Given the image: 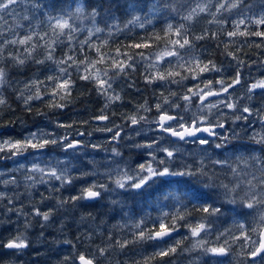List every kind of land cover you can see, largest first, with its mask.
Masks as SVG:
<instances>
[{"label": "snow or ice", "instance_id": "1", "mask_svg": "<svg viewBox=\"0 0 264 264\" xmlns=\"http://www.w3.org/2000/svg\"><path fill=\"white\" fill-rule=\"evenodd\" d=\"M24 2L25 0H19V3ZM17 3L18 0H0V21L4 19V13L14 12L12 6ZM259 7L260 12L257 15L253 12L254 6L247 4L246 0H125L124 9L131 17L126 21V24L131 26L128 28V31H131L134 27L145 28L146 23L151 24L152 19L162 12L178 15L183 12L181 18L186 23L179 25L167 23L160 32L143 38L141 42L133 43L130 46H123L136 50H149L147 53L145 51L125 53L120 48H117L115 50L116 55L112 56L103 50L107 46V40L103 42V45H98L91 41L93 36L104 32L105 29H108L109 35L112 34V28H115L117 32L121 31L118 23H109V21L119 19L114 13L105 17V27L101 28L97 25V18L102 16L103 11L96 7L93 0H31L32 16L25 15L23 19L32 20L38 16L43 17V19H37L33 27L29 28L27 34L24 35H17L12 29H9V31H13V36L15 37L12 39L5 38L3 31L0 30V106L7 104V100L3 95V86L8 83V71L3 66L7 59L4 53L9 45H18L24 48L23 58L21 55L8 54L14 65L23 66L27 59L34 60V63L38 66H46L48 62H52L58 67L59 73L62 74L49 75L45 81L33 79L31 84L25 85V90L28 94L25 95V92L21 91L18 99L22 101L27 111L31 112L32 103L36 100H42L43 96L51 97V99L45 102V107L49 109L66 107L67 102L71 100L74 86V81L69 72V67H72L78 73L79 80L93 82L97 87V91L106 97L107 102L100 109V114L93 116L92 119L108 123L103 128L98 127L95 130L110 132L112 133L111 140L119 141L123 139L121 136V125H114V127L108 126L112 123L108 109L117 101L123 99L113 88V82L121 75H128L129 69L134 70L135 64L133 61L139 58L146 65V75L144 76L146 85H157V82H160L165 86L168 95L165 96L164 92H161L159 94V100L161 102L151 105L148 101H145L142 104H138L136 106L137 109L150 112L154 107L157 116L150 121L151 124L157 125L162 133L176 137L178 140L183 141L192 138L194 142L204 146L205 151L207 148L213 147V140L223 141V143H216L214 145L215 149L226 150L231 145L233 149L232 156L224 155L222 152L220 153L222 158L215 159L211 162L219 165L221 169L227 167L234 177L239 176V165L233 167L230 160L235 156L238 161L246 162L243 154L237 155L240 148H244L249 153H253L252 159L261 160L262 163H264V157L254 155L255 149L251 146L232 144V140L238 139V136L235 133L230 136L224 135L223 133L229 130L225 123L221 124L216 119L212 120L210 117L214 109L222 111V108H226L232 110L233 116L239 121H249V117L253 115L257 116L261 121L264 120V108H253L241 105L239 98L220 99L215 102H209V99L221 97L222 95L232 97L236 93L237 88L244 89L249 101H252L257 94L264 95V78L256 79L251 83L243 80L242 68L248 67V65L236 55L235 51L229 50L232 45H238V51H242L245 45L264 49V0H260ZM111 11V5H109L107 12L111 13ZM145 11L147 15L142 16L139 14ZM86 12L87 18L93 24V28L89 30L85 39L78 40L76 33L83 32L84 30L75 21L80 19ZM202 14H207L212 17L208 23H214L218 26L216 32H209L208 29H204L201 34L196 35L187 26L188 22L198 20ZM225 14H235L240 17L231 22L232 30H227L224 27L228 23L224 18ZM45 24L46 29L43 27ZM0 28H2V25H0ZM221 33L228 38H232L229 42L221 41L224 43L226 55L236 61L231 78L225 79L221 77L220 79H208L203 82V87L200 84H196L194 87L186 89L182 95L172 91L170 87L172 84L181 85L190 78L200 79L204 73L219 74L223 71L221 67L217 66L214 60L208 59L205 61L194 54L196 48L195 41L218 40ZM252 37L258 38L260 42L256 43L254 40L250 42L249 38ZM236 38L242 39L237 40ZM73 41H77L80 50H83L88 45L90 50L95 51L96 58L93 59L85 54L83 59H77L76 56L69 54L75 51V48L70 46L68 47V52L65 53L66 59H57V47L65 45L66 42L71 44ZM38 49H43L44 55L42 59L33 56ZM121 57L124 58L121 59ZM173 62L175 67L172 66ZM101 64H107L108 67L113 69V75L109 76L107 68L100 69L97 67V65ZM47 81L53 82V87L51 91H48L45 87V90L42 92L41 88L42 86H46ZM216 85L220 87L217 89ZM128 87H135V84H130ZM177 96L185 102L183 106L169 100V97ZM196 100L199 101V105H195ZM194 105L197 107V112L193 113L187 121L183 115L171 114L172 108L181 109L183 107L184 112L187 113L191 111ZM37 111L40 110L37 109ZM41 115H44L42 111ZM115 115V111L111 112V116ZM120 116L124 117L126 122L133 126L147 119V117L139 116L138 113L135 115L120 113ZM201 117H205L206 119H202ZM74 123H57L56 127L68 129L72 128ZM81 123L87 124L88 121H81ZM0 128H3V126H0ZM134 131L140 132L142 129H134ZM241 131H245V129H241ZM205 134L207 137L213 139H198ZM30 135L31 139L28 141H16L10 144L9 155L13 151L20 153L24 149H27L28 152L30 149L41 151L48 148L51 144L56 143L54 133H47L40 130ZM77 135L82 137L84 133L77 132ZM249 139L253 144L259 145L260 152L264 153V123H261L259 131L254 132ZM62 144L65 155L75 154L82 148L88 147L82 140H76L74 137L70 138L69 136L64 138ZM137 146L150 149L153 147V144L149 143ZM91 147L95 149L100 146L92 144ZM161 154L163 155L164 153L162 152ZM166 154L168 157L174 156V153L171 151H168ZM17 157H23V155L18 154ZM24 158L27 159V157ZM4 159L8 158L5 157ZM16 162L19 164L18 161ZM159 163L162 165L159 168L140 164L139 169L144 174L132 187L138 190L137 195L143 197L151 195V192L145 191V189H152L153 186L158 184L163 185L169 189L164 194L165 198L173 199L180 207L174 213L170 214L165 212L155 219H151L146 214L145 217L141 218L134 225L139 230L135 239L117 241L115 245H112L113 247H118L123 250L131 244L152 241L155 242L158 250L154 251L150 256L144 257L142 260L136 261V264H153V261L157 259L166 261V258L176 254L177 250L181 249L184 238L176 240L174 245H168L166 247L163 245H167L168 240L173 238L174 233H178L180 227H186L190 237L196 239L192 243L191 248L181 250L187 252L198 251L199 253L198 257L191 261V264H264V167L258 170L260 173L259 176L251 174V179H238L231 186L222 181L219 185H216V187L224 189L223 195L226 198V204L238 206L237 208H229L230 212H234L238 217H247L252 215V212L245 211V209L253 210L257 213L258 220H254L253 224L249 225L242 220L233 219L232 228L226 229L217 237V239L220 236L225 237L224 243L222 245L211 246L210 242L206 239L209 231L207 221L210 217L224 215V211L223 205L217 207L214 203H208L207 197L209 194L204 189L211 188L213 185L199 180V177H207L209 175L205 171L206 165L204 164V160L202 159L200 161V167L197 170H193L189 165H184V170L177 171L175 168L169 167L168 162L164 160L159 161ZM32 165L33 167L31 169L26 168L25 165L23 169L28 173H39L40 177L47 176L50 180L59 181L61 187L72 186L75 181L83 179L80 176L73 177L71 175L73 171L71 159L67 161L58 160L57 166L50 167V170L38 166V163H33ZM20 169L18 166L14 171H19ZM58 171L63 175H58ZM243 174L245 176L249 175L247 172ZM3 175L4 173L0 172V176ZM108 175L111 176L113 173H108ZM115 176L114 183L119 188L127 187L125 174L121 173L119 168L115 169ZM66 177L70 178L66 179ZM169 177L172 179L169 180ZM25 179L29 180L30 176L27 175ZM5 181L8 184H16L15 178L4 180L2 183L4 184ZM47 182L48 180L41 179V183ZM201 184H203V187H201ZM173 185H177L178 187L173 189ZM127 194V192L124 193V195ZM70 198L76 202L80 199L99 201L102 199V194L96 190L95 185H91L83 190L82 196L73 195ZM3 200L4 192H0V201ZM113 203L119 204L121 202L113 201ZM188 205H191V211L187 210ZM57 206L60 207L61 205L58 204ZM196 211L202 214L199 222L195 224L186 222L187 218ZM34 213L35 216L42 217L45 221L54 214L51 209L49 211H41L39 207H34ZM149 220H151L152 227H142ZM182 221L186 223L181 224ZM233 228L239 233L238 236L233 234ZM253 234L257 239H253ZM237 241H243L240 244L241 251L239 254V256L244 258L243 260H236V254L232 252V244ZM23 247H25L23 241L16 239L8 240L6 243L0 241V249L7 248L14 250ZM99 251L103 253L105 249L100 248ZM79 260L80 264H93L91 259H87L83 255L79 257ZM109 264H111V261H109Z\"/></svg>", "mask_w": 264, "mask_h": 264}, {"label": "rangeland", "instance_id": "2", "mask_svg": "<svg viewBox=\"0 0 264 264\" xmlns=\"http://www.w3.org/2000/svg\"><path fill=\"white\" fill-rule=\"evenodd\" d=\"M247 3V2H246ZM260 0H255L252 2H249L247 4L253 5V12L255 14H259L260 12V7H259ZM31 0H25L24 3H18L16 5H13L12 8L14 9L15 18L12 28L9 26L8 23L3 19V23L7 27L4 26L2 21V28L0 30L3 31L4 34L8 33H13L15 29L17 28L18 30H23V33L21 35L27 34L29 28L33 27V25L36 23L37 19H43V17H36L32 20H29L30 22H23V17L25 15L31 17L32 13L31 12ZM13 13V12H12ZM252 14V13H249ZM19 19H17V18ZM228 23L224 25V27L227 30H232V21L239 19L240 17L236 16L235 14L233 15H228L225 14L224 17ZM212 17L207 14H202L198 20L194 22H188V23H195V27L201 26L202 20H204L206 23L210 21ZM155 19H152V23L146 25H153ZM80 28H82L84 31L83 32H77L87 35L89 30L93 28V24L86 26L84 23H77L75 22ZM214 24V23H213ZM46 29V24L43 26ZM218 29V26L214 24L213 26ZM255 27V26H253ZM9 29H12L13 31H9ZM206 29V27H204ZM17 30V31H18ZM222 34V33H221ZM15 38V37H12ZM11 38V39H12ZM230 39L224 35L222 39L219 41L220 44H224L223 42H229ZM237 40H241L242 38H236ZM250 42L255 41L256 43H259V39L252 37L249 38ZM235 46V52L239 54L240 56L243 54H247L253 56V60L250 62H247L246 64L248 67L242 68V79L251 83L254 82L256 79H262L264 78V56L257 58L255 54H264V49L261 48H255V47H248L245 45V48L242 51H238V45H233ZM17 48V50H23L22 48ZM202 45L199 44L196 46L194 54L198 57H200L202 60L204 58L202 51H204V47L202 48ZM247 48V49H246ZM254 48V49H253ZM208 49V48H207ZM230 50L233 51L231 48ZM183 52V50H181ZM217 63H222L220 66L217 65L218 67H221L223 71L219 74L217 73H204L202 74L200 79H189L183 82L181 85H177L178 87L175 89V92L178 94L182 95L185 93L186 89L194 87L196 84H200L201 87H203V82L208 80V79H220L221 77H224L225 79H230L232 74H233V67L236 65V61L232 59V57H226L225 59H219ZM173 67H175V64L173 62ZM46 68V69H45ZM35 70V71H34ZM31 75L24 78L17 80L16 82H19V85L22 87H25L26 84H31L33 79H38L41 81H45V77L49 75H58L59 70L58 67L54 64L53 66H48L44 68H36L34 69ZM179 70V69H177ZM45 71V72H44ZM38 72H42L43 76L41 77ZM71 73V78H73V72L69 70ZM35 73V75H34ZM109 76L113 75L108 71ZM62 75V74H60ZM116 80L113 82V88L115 91L117 89L114 87ZM51 82H48L46 86H43L44 88L48 91H51L52 87H49V84ZM182 85H185L186 89H182ZM220 86L216 85V88L218 89ZM42 91V88H41ZM43 92V91H42ZM154 93V92H153ZM151 101H148L149 104L154 105L157 102H161L159 99V95H156ZM167 96V95H166ZM48 97V99H51V97ZM233 98H239V103L241 105H246L250 106L253 108H264V95L262 94H257L255 95L254 99L252 101H249L247 99V96L245 95L244 89L243 88H237L236 93L234 96L230 97L227 95H222L221 97H216V98H210L209 102H215L220 99H233ZM169 100L174 101L175 103H179L182 106L185 104L183 100L177 97L170 98ZM195 100V98H194ZM195 105H199V101H195ZM192 106L190 112H184L183 107L181 109H176L172 108L171 109V114L174 115H183L185 117V120H189L191 115L195 112H197V107ZM90 106V105H89ZM167 107V105H165ZM222 107V106H221ZM64 112H59L56 113L54 116L51 117H46V118H40L38 121L34 122L35 124L30 128L28 127L26 132H22L21 135L19 136L20 138H23L24 134L27 132H32V131H40L43 130L44 132L47 133H54L55 136H62L66 132H71L72 134L69 137H74L75 139L79 138V135H77V132L84 133V135L80 138L85 144L88 145L86 148H82L81 150L77 151L75 154H69L65 155L64 151L58 147L55 146H49L46 151L40 152L39 154L32 155L31 157L25 159L24 157H18L11 163V166L9 168V172L11 175L7 177V180H11L12 178H15L16 184H8L7 187V192L8 196H12L13 200L12 203L10 204L9 201L6 202V206L8 208H22L24 212L30 213L34 217V225L35 227L31 230L32 234L38 235L40 232H44L45 237L51 241L53 238H60L61 237V232L66 233L68 238H71L75 240V236L79 235L80 233H91L92 237H94V242L96 240V237L99 236V241L94 245H100L101 247H105L106 244H102L103 239H106L109 241L112 240V238L118 239L120 238V241L122 240H130L133 239L134 233H138V229L134 227V225L143 217H145L146 214H148L151 219H155L156 217L161 216L163 213H174V211L179 208V204H176V202L171 199V198H165V193L169 190L167 187L163 185H155L153 186L152 189H149L148 191L151 192V195L148 196H134L128 193L127 195L120 196L118 198V201L121 203L115 204L118 207V213L116 211H110L109 217H113L115 221L108 222V225H106L105 229L101 230L99 227H95V229L89 230V225L92 223V219L90 216L87 217V215L79 216L80 221L79 222H73L71 224L70 222L72 221V218L68 217L66 213H61L64 209H60L57 206L56 202V197L60 198H65L69 196H73L78 194V189L82 185L89 184L93 182L94 180L97 179V176H89L86 178H83L82 180H77L72 186H65L61 187L60 182L56 180H48L47 183H38L34 187L30 189L31 195H29V189L26 188L27 184H31V181H27L25 177L29 174L25 169H20L19 171H14V169H17L20 163H23L26 168L30 169L31 165L33 163H38L42 167H56L57 166V161H67L71 159V166L73 168V171L71 175H79L81 171H97L103 170L105 167L111 166L113 168H119L122 166H125V164L129 161H131L133 164H138L142 163L145 160L149 159V157L146 155V153L149 151L148 149H135L129 147L132 144L135 143H147L151 142L152 140H158L161 136L164 137V140L161 141L162 143H169V142H175V146L181 148L182 154H178V165H189L193 170H197L200 167V161L203 159L204 164L206 165L205 171L208 172L207 177H199V180L202 182H207L213 185V187L204 189L209 195L207 199H209L210 203L211 201H214L215 206L220 207L222 206L221 203L224 204L225 210L224 215L222 216H216V217H211L208 219L207 223L209 224V231L206 236V239L210 242L211 246H217V245H222L224 243L225 237L220 236L219 239L217 237L219 234L223 231H225L228 228H232L233 225V219H239L245 222L246 224H253L254 220H258V215L256 212L253 210H247L252 212V215H249L247 217L243 216H236L234 212H230L229 208H237V205H228L226 204L225 200L226 198L224 197V189L216 187V185H219L221 181L225 184H229L230 186L235 183L238 179L242 180H247L251 179V174H255L256 176H259V169L261 167H264V163H262L261 160H254L252 159L253 153H249L246 149L240 148L239 152L237 155L243 154L245 157L246 162L238 161L235 156H233L232 160H230V163L232 164L233 167H238V172H240L239 176L234 177L227 167L221 169L219 165L213 164L211 161L215 159H220L222 158L220 153L223 152L224 155L227 156H232L233 149L231 145L227 147L226 150H220V149H215L214 144L213 147L207 148L206 151L204 149V146L199 145L197 142H194V140H187V143L185 141H174L171 137L167 136L165 133H162L158 130V126L155 124H143L141 123L140 125H135V126H121L122 129H125L126 132L123 133L121 136L123 139L119 141H112V133L107 132V131H96V128H103L105 124L108 122H99L94 120L91 125L87 126V124L81 123L82 120L81 118V113H77L78 111L83 112V110H77L76 112L74 110H69V112L66 111L65 109ZM98 110L96 108V104L91 105L88 107V114H91L92 112ZM221 112L226 114L225 118V123L226 127L229 129L227 133H223L224 135H232L233 133H239L238 139L233 140L232 144L235 145H248L251 146L252 148L255 149L254 155L256 156H261L264 157V153L260 152V146L253 144V142L248 139V137L253 133V131L260 129L261 127V121L257 116H250L249 121H237L235 125H233V122L231 119H228L227 117L233 116L232 110L222 108V111H217L213 110V114L210 117L212 120H215L218 116H220ZM239 114V113H237ZM140 115L146 116L149 120L154 119L157 116V112L155 108L153 107L152 111L150 112H145L142 111ZM7 116L10 117V112L7 113ZM112 123L109 124L108 126H113L114 125H122V123H119L116 119H111ZM73 124L72 128H57L56 124L57 123H64V124ZM238 125V126H237ZM136 130L142 129L140 131V135L136 136L135 133ZM241 129H245V131H241ZM115 130V129H114ZM91 132V135L89 133ZM129 137H132V139H129ZM203 138H208L209 137H203ZM19 139V138H17ZM212 140V139H210ZM217 143L220 142V140H216ZM92 144H97L100 147H97L93 149L91 147ZM117 147L121 150L122 156L116 157L114 156L110 151L105 152L103 150L104 147H108L109 149L111 147ZM108 154L112 155L110 156V160H113V164L111 165L108 162ZM162 155V154H160ZM93 161V163H89V161ZM18 161L19 164L16 162ZM249 173V175L245 176L243 173ZM36 176V179L39 180L40 174H34ZM99 175V172H98ZM211 178V179H210ZM111 186V185H110ZM173 189L177 188V185L172 186ZM201 187H203V184H201ZM19 195V199H15V197ZM113 199H116V197H113ZM85 202L88 201H83V202H78V208H80L82 205L85 204ZM91 203H94L97 205V210H101L103 213V216L106 218V220H109L108 217V209L112 205L109 200H99V201H90ZM34 207H39L41 211H49L50 209L53 210L54 214L52 216L49 226L41 227V217L35 216L34 213ZM66 208H70V206H66ZM93 208V207H92ZM6 214V218L9 221H12V223L6 224L7 227L5 229L0 226V241H3L6 243L11 235L15 234V229L18 224H22L24 221V217L20 216L17 212H11V213H6V209H3ZM1 213L2 214V211ZM73 210V209H72ZM71 210V211H72ZM188 211H191V205H188L187 208ZM115 212V213H113ZM115 214V215H113ZM200 214L199 215H190L187 218L188 223L195 224L199 222L200 220ZM83 217V219H82ZM95 218V217H94ZM226 221L227 223L223 224L222 222ZM184 221L181 222V224L186 223ZM61 225H63V228L61 232H58L57 229H61ZM142 227H152L151 220L147 222L145 226ZM77 231L72 232V231ZM71 231V232H70ZM92 231V232H91ZM233 234L239 235L238 232L233 228L232 229ZM130 234L127 238L125 237L127 234ZM103 234L104 236H102ZM122 235L121 237H118ZM181 238H184V242L181 245V249H187L191 248L192 243L196 238L190 237L189 231L186 227H180L179 228V233L176 235L174 238L169 239L167 242V245L163 246H168V245H174V242L176 240H180ZM253 239H257V237L253 234ZM231 243V241H230ZM243 243V241H237L236 243L232 244V252L235 255L236 260H243L244 258L237 255L238 252L241 251L240 244ZM109 244V243H108ZM116 242L113 244L115 245ZM60 249H67L70 251L71 246L70 245H60ZM181 249L177 250V253L166 258V261H158L157 263L153 264H191V261L195 258L198 257L199 253L196 251L195 254L192 252H187V251H182ZM3 252L7 253L9 251H13V258L16 259L17 264H51V259H46L44 255H41V253L46 252V248L44 246H37L31 248L30 251H25L22 255L20 256H15L14 250H8V249H2ZM158 248L155 246V242L148 241V242H141L138 244H131L128 245L125 250H121L118 247H113L110 249V251L107 253V256L110 257L111 264H134V259L135 257H140L143 255V257L148 256L147 254L153 253L154 251H157ZM123 251L122 255L123 258L122 260H118L117 256H119V252L121 253ZM61 255L65 254L64 252L60 253ZM47 255L51 258L58 259L59 256L56 255V253L49 252ZM99 264H109L108 262H105L103 259L99 262Z\"/></svg>", "mask_w": 264, "mask_h": 264}, {"label": "trees", "instance_id": "3", "mask_svg": "<svg viewBox=\"0 0 264 264\" xmlns=\"http://www.w3.org/2000/svg\"><path fill=\"white\" fill-rule=\"evenodd\" d=\"M93 2L95 3L96 7L98 9H101L103 11V14L101 17L97 18V25L101 28L105 27V17L111 14H115L116 17H118L119 19L116 21H109V23H118L120 25L121 31L117 32V30L115 28L111 29V35H109V31L108 29H105L104 32L102 33H98L96 36L92 37V43L98 44V45H103V42L105 40H107V46H105L103 48V50L105 52L110 53V55L115 56L116 55V49L120 48L122 52L125 53H135L136 51H145L146 53L149 50L146 49H141V50H136V49H131L130 47L125 48L123 46L128 45L130 46L133 43H137V42H141V40L143 38L152 36L153 33L156 32H160L161 29H163L167 23H172L173 25H179L182 23H186L181 16L183 15V12L178 15L175 13H160L157 17H155V21L153 25H146L145 28H139V27H134L132 28L131 31H128V28H130V25L126 24V21L128 19H130V15H128L124 9V4H125V0H93ZM109 5H111V13L107 12V9L109 7ZM31 7V6H30ZM15 12H6L4 13V20L6 21V23L9 24V26L12 28L13 24H15L14 22V18H15ZM32 14V13H30ZM142 16L147 15V12H143V13H139ZM17 18V17H16ZM19 19V18H17ZM30 22L29 20H24L23 22ZM75 22L79 23H84L86 26L92 25V23L90 22V20L87 18V12L81 16L80 19L76 20ZM3 23V20H2ZM2 23L0 22V25H2ZM5 27H7L5 25V23H3ZM195 23H187V26L191 29V31L193 33H195L196 35L201 34L204 31V27H206V29L209 30V32H216L217 28L213 29L214 24L213 23H206L204 20H202L201 22V26L195 27L194 26ZM255 28V27H254ZM1 29V28H0ZM16 28L15 29V33L17 35H21L23 33V30H18ZM5 38L7 39H11L13 36V33H8V34H4ZM76 36L78 37V40H83L85 39L86 35L78 33L76 34ZM222 37H224L223 34L219 35V39H209L206 41H195V45L198 46L199 44L202 45V48L204 49V51H202L203 53V60L207 61L208 59L214 60L216 63L218 62L219 59H225L226 57H228L225 53V49H224V44H220L219 41L222 39ZM74 47L75 51H73L72 53H69L70 55H74L77 57V59H83L84 55L87 54L88 56L92 57L93 59L96 58V53L94 50H90L89 46L86 45L84 47L83 50H80L79 48V44L77 43V41H73L71 42V44L67 43L65 45H61L58 46L56 49V58L57 59H66L65 53L68 52V47ZM17 48H19L18 45L13 46V45H9L8 48L6 49L4 55L5 57H7V59L4 62V67L6 68V70L8 71V83L6 85L3 86V95L5 97V99L7 100V104L10 106L7 108V110L4 111L3 116L0 117V121H4V119L6 118V121L8 120H15L14 124H9L8 126L10 127L11 130V136L14 139H21L19 136L21 135L22 132H26L28 127H32L36 122L38 121L40 118H46V117H51L54 116L56 113L59 112H64V110L66 108V111L69 112V110H74L75 112L77 110H83V112L78 111L77 113H81V118L84 121H88V125H91V123L94 122V119H92L93 116L95 115H99L100 114V109L104 107L106 101V97L101 94L99 91H97V87L96 85L91 82V81H82L78 79V73L75 71L74 68L69 67V70L73 72V78L72 80L74 81V86H73V90H72V97L70 102H67V106L61 109H49L47 107H45V102L48 99V97L43 96L42 100H36L32 103L31 107H32V111L29 112L27 111L25 105L22 103V101L20 99H18V97H20V93L21 91L25 92V95L28 94V92L25 90V87H22L19 85V82H16L17 80L20 79H24L28 76H30L32 72H34L36 68L40 67V68H44V67H48V66H53L54 63L52 62H48V64L46 66H38L34 63V60L32 59H27L25 64L23 66H18V65H14L13 61L11 60V58L8 56L9 53H12L13 55H21L23 58V54H24V48H22L23 50H17ZM201 48V49H202ZM208 48V49H207ZM232 47H230L231 49ZM229 49V50H230ZM233 51L235 50L234 48H232ZM44 52L43 49H38L36 53L33 54L34 57L36 58H43ZM236 55L244 60L246 63L252 61L254 58L252 55H249V57L247 56V54H243V55H239L236 53ZM257 56V58H260L262 56H264V54H255ZM230 57V56H229ZM124 57H121V59H123ZM71 63V62H69ZM133 63L135 64V69H129L128 70V75H121L119 77H117L115 84V88L117 89L116 93L120 94L123 99L121 101H117L115 104H113L109 109H108V113L111 117V119H116L119 123H122L121 126H127L130 125L126 122V119L122 116H120V113H130V114H141V112L143 110H139L137 109V105L138 104H142L145 101H151V99H153L156 95H159L161 92H164L165 96L168 95V92L165 88L164 85H162L160 82H157V85H146V81L144 79V76L146 75L145 72V68L146 65L143 61H140L139 58H136V60L133 61ZM220 63H217V65H219ZM222 65V63L220 64V66ZM65 67H67V65H65ZM98 68L100 69H105L107 68L108 71L113 74L114 70L111 69L110 67H108L107 64H101V65H97ZM235 67V65H234ZM233 67V68H234ZM46 69V68H45ZM34 70V71H33ZM45 72V71H44ZM38 74L42 77L43 73L42 72H38ZM212 74V73H209ZM45 80L46 77L44 75ZM48 82L51 81H47L46 84ZM135 84V87H128V85L130 84ZM49 87H53V82H51L49 84ZM171 90L175 91V89L178 87L177 84H172L170 85ZM182 89L185 90L186 87L185 85H182ZM45 88L42 86V91H44ZM154 92V93H153ZM153 97V98H152ZM156 98V97H155ZM173 99V97H170ZM159 99H157L158 101ZM96 104V108L98 110L92 112L91 114H88V107H90L91 105ZM90 105V106H89ZM39 109L40 111L46 113L45 115H40L37 116L35 115V110ZM115 111L116 115L115 116H111V112ZM10 112V117L7 116V113ZM21 119L25 121V124L27 125L26 127L24 125L21 124ZM108 156V162L112 165L113 164V160H110V154L107 155ZM96 202V201H95ZM212 203H215L214 201H211ZM208 203H210L209 199H208ZM223 205V211L225 210V206L223 203H221ZM93 207V208H92ZM118 207L116 205H111L108 209V217L110 215V211H116V213H118ZM61 213H66L68 217L72 218V221L70 222L71 224H73V222H79L80 218L79 216H83V215H87L90 216V218L93 220L92 223H90L89 225V230H94L95 227H99L101 230L105 229L106 225H108V222H112L115 221V219L113 217H109V220L107 221L106 218L103 216L104 212H101V210H97V205L91 202H85L84 205H82L80 208L76 207L75 209H73L72 211H66L63 210L61 211ZM115 213V212H113ZM202 215L199 211H196L193 213V215ZM115 215V214H113ZM95 217V218H94ZM211 218V217H210ZM223 224L227 223L226 221L222 222ZM91 231V232H92ZM71 232V231H70ZM72 232H76L77 231H72ZM135 233V232H132ZM127 234L125 237L127 238L130 234ZM102 236H104L103 234H101ZM78 236V235H77ZM75 236V237H77ZM122 235L119 234L118 237H121ZM99 241V236L96 237L95 242L97 243ZM120 241V238L115 239L112 238L111 241L108 242V240L103 239L102 244H106V245H113L115 242ZM94 242V237L92 240V243L95 244ZM109 243V244H108ZM127 248V247H126ZM125 250V249H123ZM123 251H121V253L119 252V256H117L118 260H122L123 256L122 255ZM193 254L196 253V251L192 252ZM152 253L147 254L148 256H150ZM174 257V255H173ZM144 257L143 255L140 257H135L134 259V264H136V261H140L142 260ZM159 261V259L154 260L153 263H157Z\"/></svg>", "mask_w": 264, "mask_h": 264}, {"label": "clouds", "instance_id": "4", "mask_svg": "<svg viewBox=\"0 0 264 264\" xmlns=\"http://www.w3.org/2000/svg\"><path fill=\"white\" fill-rule=\"evenodd\" d=\"M8 107H10L8 104L0 106V117L3 116L4 111L7 110ZM35 115L40 116L41 111L35 110ZM44 115L46 116V113H44ZM139 116L146 117L144 115H139ZM201 118L206 119L205 117H201ZM225 118H226V114L221 112L220 116H218L216 118V120L219 121L221 124H224ZM227 118L232 120L233 125H235V123L237 121H239L234 116L227 117ZM150 121L151 120H149L147 118L145 120H142L140 122V124L141 123L151 124ZM14 123H15V120L0 121V126L6 127L9 124H14ZM261 123H264V120H261ZM21 124L24 125L25 127L27 126L25 124V121L22 119H21ZM140 124H138V125H140ZM228 131H225V133H227ZM258 131H259V129L253 131V133L258 132ZM33 132H38V131L27 132L24 134L23 138H21V139H14L12 136L0 138V154H2V155H0V160H3L5 157H7L8 160H14L18 156V154L24 155L25 153H27L28 150L24 149L20 153L13 151V152H11V155H9V151H10L9 145L16 142V141H28V140H30L31 139L30 134ZM71 134H72L71 132H66L62 136H54L56 143L51 144L50 146L58 147L64 151V146H63L62 142L66 136H70ZM252 134L248 137V139L252 136ZM89 135H91V132L89 133ZM135 135L139 136L140 132H136ZM236 136H239V133H236ZM174 138H176V137H174ZM200 138H202V137H199L198 139H200ZM129 139H132V137H129ZM163 140H164V137L161 136L158 140H152L151 142H147V143H135V144H132L129 146V147L135 148V149H144L142 147H138L137 145H145V144H149V143L153 144V147L148 149L149 151L146 153V155L149 157V159L145 160L142 163H138V164H133L131 161H129L125 164V166L119 167L120 172L125 174V178L127 181V187L119 188L114 183V181L116 179V176H115V169L116 168L108 166V167H105L102 171L99 169H97V171H81L78 176H80L82 178H86L89 175H91V176H97V179L94 180L93 182L89 183V184L82 185L78 189V194H76V195L82 196L84 189H86L87 187H89L91 185H95L96 190L100 191L102 194L101 201L109 200L112 205H115L113 203V201H118V198L120 196H123L124 193H126V192L130 193L131 195L139 197V195H137L138 190L134 189L132 187V185L135 182H137L140 179V177L144 174L139 169L140 164H145L146 166L150 165L153 168H159L162 166V165H160L159 161L164 160V161L168 162L169 167H173L177 171L184 170V167L182 165L177 164L178 154H182L181 148L175 146V142L162 143L161 141H163ZM233 140H236V139H233ZM179 141H181V140H179ZM183 141H185V143H187V140H183ZM216 143H217L216 140H213V144L215 145ZM219 143H223V141H220ZM103 150L105 152L110 151L116 157L122 156L121 150L115 146L111 147L110 149L108 147H104ZM220 150H222V149H220ZM168 151L173 152L174 156L168 157L166 154ZM162 152L164 154L160 155ZM117 153H119V154L117 155ZM89 163L91 164V163H93V161L90 160ZM38 166L42 167L40 164H38ZM19 167L21 169H23L24 164L20 163ZM32 167H33V165H31V168ZM44 168L50 170V167H44ZM98 172H99V175H98ZM108 173H113V175L109 176ZM34 174H39V173L30 172L28 174L30 176V179L27 181H31V184L26 185V188L29 189V195H31L30 189L32 187H34L36 184L41 183V179L50 180V178L47 176L40 177L39 180H37L36 176ZM58 175H63V174L59 173V171H58ZM72 176L75 177L77 175H72ZM67 178H70V177H66V179ZM168 179L171 180L172 178L169 177ZM4 184L8 185V182L5 181ZM145 191H148V189H145ZM5 197L8 198V201L11 204L13 197L8 196L7 193H4V199H5ZM70 197L71 196L65 197V198H60L59 196L56 197L57 205L58 204L61 205L59 207L60 209H64L66 211H71L72 209H75L78 206V202L87 201L85 199H80L78 202H76V201H73ZM113 197H116V199H113ZM15 199H19V195H17L15 197ZM2 202L3 201H0V206L5 207L6 213L17 212L20 216H23L25 218L22 224H18L16 226V229L14 230L15 234L11 235L8 239V240L16 239L18 241H23V243L25 245V247H23L21 249H14L15 256L18 257V256L22 255L26 250L30 251L31 248H33V247L44 246L46 248V252L41 253V255H44L46 257V259H51V264H80L79 257L81 255L85 256L87 259H91L93 261V264H99L101 259H103L105 262L110 261V257L107 256V253L110 251V249L113 248V246L111 244L106 245L105 247H101L100 245H94L92 243L93 237H92L91 233L82 232L75 238V240H73L71 238H68L66 233L61 232V230L63 228V225H61V229H57L58 232H61L60 238H53L51 241H49L45 237L44 232H40L38 235L34 236L31 232V230L35 227L34 222H33L34 221L33 215L30 213L24 212V210L22 208H15V207L8 208L6 205H3ZM66 206H70V208H66ZM52 216H50L47 221L43 220V218L41 217L42 223L40 226L42 228L45 227L46 225L50 227L51 225L49 222L51 221ZM9 223H12V221H9L7 219H0V226L6 225ZM135 237H136V234L134 233L133 239H135ZM130 240H132V239H130ZM60 245H70L71 249H70V251L67 249H60V247H59ZM100 248H104L105 252L101 253L99 251ZM4 249H7V248H4ZM49 252L56 253V255L59 256V258L55 259V258L49 257L47 255V253H49ZM61 252H64L65 254L61 255L60 254ZM239 254H240V252L237 253V255H239ZM0 264H17L16 259L13 258V251H9V252L5 253V252H3L2 249H0ZM117 264H118V262H117Z\"/></svg>", "mask_w": 264, "mask_h": 264}, {"label": "flooded vegetation", "instance_id": "5", "mask_svg": "<svg viewBox=\"0 0 264 264\" xmlns=\"http://www.w3.org/2000/svg\"><path fill=\"white\" fill-rule=\"evenodd\" d=\"M252 1H255V0H246V2L247 3H249V2H252ZM232 48H234L235 49V46H231ZM245 48V46L243 47V49ZM247 49V48H246ZM254 49V48H253ZM4 121H6V118L4 119ZM0 134H2V135H0V138H5V137H7V136H11V130H10V127L9 126H6V127H3V128H0ZM167 135V134H166ZM168 136V135H167ZM48 148H46V150H47ZM46 150H41V151H35V150H29V152H27V153H25L24 155H23V157H27V158H29V157H31L32 155H35V154H39L40 152H43V151H46ZM0 155H2V154H0ZM29 156V157H28ZM16 158H18V157H16ZM15 158V159H16ZM15 159L14 160H8V159H4V160H0V172H3L4 173V175L3 176H0V192H4V193H7V192H9V191H7V187H8V185H5V184H3L2 183V181H4V180H7V177L9 176V175H11L10 174V172L8 171L9 170V168H10V166H11V163L13 162V161H15ZM9 186H10V184H9ZM10 193V192H9ZM8 194V193H7ZM8 201V198L7 197H5V199L3 200V205H6V202ZM5 207H2V206H0V213H1V210H3ZM0 219H7L6 218V214H5V211L3 210L2 211V214H0ZM8 220V219H7ZM7 227V225H3L2 226V228L3 229H5Z\"/></svg>", "mask_w": 264, "mask_h": 264}, {"label": "water", "instance_id": "6", "mask_svg": "<svg viewBox=\"0 0 264 264\" xmlns=\"http://www.w3.org/2000/svg\"><path fill=\"white\" fill-rule=\"evenodd\" d=\"M225 125H226V123H225ZM122 133H123V130L121 131V134H122ZM203 137H207L206 134H205ZM210 138H211V137H210ZM172 139H173V140H178L177 138H174V137H172ZM76 140H79V139H76ZM186 140H193V139H192V138H188V139H186ZM176 234H177V233H174L173 236H175Z\"/></svg>", "mask_w": 264, "mask_h": 264}]
</instances>
